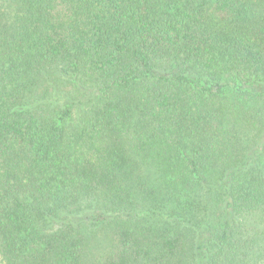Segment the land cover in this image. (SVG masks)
<instances>
[{
  "label": "trees",
  "instance_id": "16d2710c",
  "mask_svg": "<svg viewBox=\"0 0 264 264\" xmlns=\"http://www.w3.org/2000/svg\"><path fill=\"white\" fill-rule=\"evenodd\" d=\"M0 264H264V0H0Z\"/></svg>",
  "mask_w": 264,
  "mask_h": 264
}]
</instances>
